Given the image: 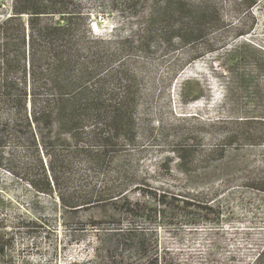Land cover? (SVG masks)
Returning a JSON list of instances; mask_svg holds the SVG:
<instances>
[{"label":"trees","instance_id":"obj_1","mask_svg":"<svg viewBox=\"0 0 264 264\" xmlns=\"http://www.w3.org/2000/svg\"><path fill=\"white\" fill-rule=\"evenodd\" d=\"M248 1L250 8L257 3ZM141 2L147 15L134 14L136 30L118 37L94 31L85 0H12L0 21V168L36 193L56 196L67 213H92L88 264H197L173 257L158 232L141 224L197 227L213 223L211 216L219 223L220 208L190 194H131L144 182L139 159L153 139L157 84L171 87L183 68L171 61L159 81L152 51L212 50L206 40L216 31L208 25L215 11L188 0L119 1L132 10ZM161 136L167 140L163 127ZM175 154L185 174L194 150L180 144ZM261 182L256 189L264 192ZM77 230L70 229L71 239L80 243L86 235ZM12 240L0 233V261L10 262Z\"/></svg>","mask_w":264,"mask_h":264},{"label":"rangeland","instance_id":"obj_2","mask_svg":"<svg viewBox=\"0 0 264 264\" xmlns=\"http://www.w3.org/2000/svg\"><path fill=\"white\" fill-rule=\"evenodd\" d=\"M85 1L93 9L94 31L118 37L135 31L136 19L148 11L144 2L129 6L132 10L120 0L114 2L117 9L111 0ZM188 1L214 9L208 25L216 31L206 40L214 48L206 51L199 44L152 51L159 81L171 73V61L183 68L171 87L157 84L149 109L153 139L139 159L138 177L144 182L131 196L190 194L219 207L223 217L215 223L211 216L213 223L197 227L156 229L142 223L140 228L158 232L172 256L184 263L264 264V192L256 189L264 183V0L252 8L248 0ZM11 5L12 0H0V21ZM180 144L194 150L185 174L175 154ZM91 215L65 212L56 196L40 195L0 168V233L13 239L10 262L0 264H88L95 235L88 228ZM70 229L86 237L74 242Z\"/></svg>","mask_w":264,"mask_h":264}]
</instances>
